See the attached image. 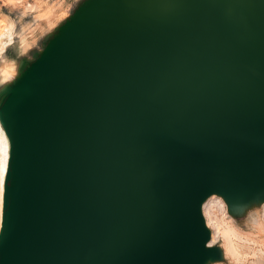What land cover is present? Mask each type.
Instances as JSON below:
<instances>
[{"label": "water", "instance_id": "1", "mask_svg": "<svg viewBox=\"0 0 264 264\" xmlns=\"http://www.w3.org/2000/svg\"><path fill=\"white\" fill-rule=\"evenodd\" d=\"M1 100L0 264H206L264 201V0H85Z\"/></svg>", "mask_w": 264, "mask_h": 264}, {"label": "rangeland", "instance_id": "2", "mask_svg": "<svg viewBox=\"0 0 264 264\" xmlns=\"http://www.w3.org/2000/svg\"><path fill=\"white\" fill-rule=\"evenodd\" d=\"M84 1L0 0V20L14 26V40L0 56V103L23 70L38 58ZM5 70L9 71L8 76H5ZM221 198L215 195L207 200L205 208L210 231L217 236L212 246L221 250V258L213 264H264V232L258 231V223L264 224V201L251 202L241 211L232 213L227 205L220 203ZM227 239L243 247L245 253L239 258L241 261L229 252Z\"/></svg>", "mask_w": 264, "mask_h": 264}, {"label": "bare ground", "instance_id": "3", "mask_svg": "<svg viewBox=\"0 0 264 264\" xmlns=\"http://www.w3.org/2000/svg\"><path fill=\"white\" fill-rule=\"evenodd\" d=\"M13 40H14V26H13V24L12 23H7L4 20H0V56L6 50V48L12 44ZM4 74H5V76H8L9 75V71L5 70ZM9 149H10L9 139H8V136H7L5 130L2 127L1 122H0V230H1V227H2L3 202H4V183H5V177H6L7 165H8V159H9ZM214 196L215 195L211 196L210 199H208V200H211V198H214ZM207 203H208V201H206L204 206H203V213H204V216H205V219H206V224H207V226L210 229V224H209V221H208V218H207V213H206V210H205ZM220 203L223 206L226 205V202L224 201L223 198H221ZM258 226H259L258 227V231L264 232V224L259 222ZM216 238H217L216 234L212 232L210 245H212V242H214L216 240ZM227 240H228V244H227L228 245V250L231 253V255L234 256L233 258H235V259L237 258V260L239 258H243L242 255L245 252L242 250V248H243L242 246H244V245H242V246L240 245L242 247V248H240L239 246H237V244H235L233 242L234 240L233 241H231V239H230V241H229V239H227ZM237 241H239V240H237ZM240 241H242V240H240ZM245 243H247V242H245ZM245 243L242 242V244H245ZM253 252H254L255 255L257 254V251L255 249L253 250ZM230 253L227 254V255H230ZM257 258H256V260H257ZM213 263H214V261L210 260L206 264H213Z\"/></svg>", "mask_w": 264, "mask_h": 264}]
</instances>
